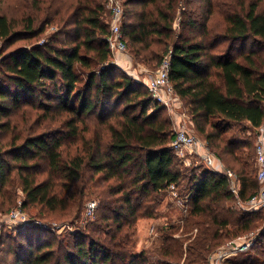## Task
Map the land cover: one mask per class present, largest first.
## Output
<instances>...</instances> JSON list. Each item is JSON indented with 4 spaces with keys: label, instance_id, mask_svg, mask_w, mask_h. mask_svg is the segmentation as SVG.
<instances>
[{
    "label": "trees",
    "instance_id": "16d2710c",
    "mask_svg": "<svg viewBox=\"0 0 264 264\" xmlns=\"http://www.w3.org/2000/svg\"><path fill=\"white\" fill-rule=\"evenodd\" d=\"M105 1L68 0L72 9L70 17L75 24V37L69 46L58 47L53 39L44 40L13 50L2 60L10 72L11 83H0V128L9 130L10 125L3 122V118L9 117L21 103L31 100L53 119L65 113L70 115V119L62 122L68 126L66 133L70 137L81 135L80 126L86 123L87 117L97 114L98 119L91 136L82 137L86 145L84 152L69 158L62 155L64 133L45 130L34 134L31 132L33 124L24 126L10 143H6L10 148L3 153L0 151V195L11 201L15 196L13 192L19 189L25 194L21 201L23 209L30 204L51 210L72 209L77 202V183L83 182L89 167L91 181L114 180L98 193L101 207L109 212L103 216V221L110 217L115 219L117 213L122 217L125 211L123 225L119 228L127 226V229L118 238L117 233L110 236L107 233L109 237H104L106 232L89 222L87 227L93 225L91 232L87 235L71 232L72 238L59 242L58 250H62L65 242L66 250L58 254L50 248L41 252L43 247L51 246L50 242H38L35 254L32 244L37 239L26 232L28 243L20 245L11 261L0 257V264H143L145 253L136 256L129 246V229L138 217L155 215L172 184L180 196L191 203L192 215L199 216L196 225L200 231L195 244L188 249L194 257L193 263L207 260V252L218 244L215 240L223 236V227L233 224L237 226L236 230L250 229L257 224V219L263 218L257 211L243 213L226 206L227 201L235 200L237 196L231 191L227 176L221 172L208 168L193 173L183 186L186 175L177 166V156L170 146L174 137L170 119L162 116L163 108L154 101L148 88L144 89L142 83L119 72L118 64L111 60L107 19L110 11ZM177 1L126 2L128 6L137 2L143 6L140 11L132 7L129 21L121 25V30L124 38L129 37L133 44H141L135 51V60L155 42H163L167 52L172 50L170 80L175 93L192 106L197 129L209 144L229 153L241 165L237 170L225 166L241 179L238 197L248 200L259 188L257 178L253 177L255 170L248 168L244 158L234 151L236 145L231 140L226 141L224 134L230 128L228 122L247 121L257 131L264 120V10L259 9V0L250 1L246 9L225 17L222 34H212L204 25L199 39L180 37L168 48L169 42L161 37H171ZM151 5L153 7H149ZM50 20L45 17L44 23L37 26L38 17L29 15L23 30L14 31L12 21L0 15V36L8 42L18 34L34 38L44 31L43 24ZM250 39L256 46L243 47ZM221 42H229L228 49L214 52ZM238 45L243 49L236 52ZM163 56H156L159 63ZM142 58L137 62L144 64L147 58ZM82 76L86 79L81 85ZM198 117L205 119L204 125H200ZM100 125L104 126L105 132L100 131ZM24 131L28 134L24 135ZM18 138L24 139L19 145L16 144ZM213 153L218 159L222 158ZM7 156L18 164L19 181L11 175L12 166ZM37 156H41L48 166V177L42 181H38V175L43 171L38 165L30 164V159ZM72 181L71 193L64 195L62 189L67 190L69 185L63 183ZM183 189L187 190L184 195ZM252 189L254 191L247 195ZM117 204L121 207L120 213ZM173 246L176 253L177 248Z\"/></svg>",
    "mask_w": 264,
    "mask_h": 264
},
{
    "label": "rangeland",
    "instance_id": "374dc122",
    "mask_svg": "<svg viewBox=\"0 0 264 264\" xmlns=\"http://www.w3.org/2000/svg\"><path fill=\"white\" fill-rule=\"evenodd\" d=\"M128 1L130 0H120L124 12L122 25L124 22L129 21V11L132 7H134L136 11H140L143 6L141 2H137V4L133 6H128L126 4ZM209 1L212 2V5L209 4ZM250 1L253 0H178L175 5V11L173 12L171 37H161V40L168 41V48H170L172 42L180 37H196V39H199V36L203 33L204 25L211 30L212 34H222L226 25L225 17L228 14L239 11L240 9H246ZM105 2L106 8L108 9V0ZM158 4L163 6L161 2H158ZM188 4L190 5L188 6ZM242 5L243 8H241ZM149 7L153 6L151 5ZM259 9L264 10V0H259ZM71 11L72 9L69 8L68 0H0V15H5L12 21L14 31L23 30L25 19L29 15H35L38 17L39 22H36L37 26L41 25L42 22L44 23L45 17L51 18L48 24H43L44 31L37 37L25 38L23 35L18 34L12 42H8L0 36V83L4 85L11 83L10 79H8L10 72L5 69L2 63V60L11 51L34 44H40L44 40L49 41L51 39H53L54 44L58 47L69 46L75 37V24H73L70 17ZM109 17L110 16H108L107 19H109ZM132 19L136 18L132 17ZM125 41L127 44L126 50L118 54L112 53L111 60L118 64L120 68L119 72H124L138 80L142 83L143 88L146 89V79L156 72L160 64L159 61H157L156 56H162L167 53L164 44L163 42L161 44L155 42L151 44L146 51H142L141 55L147 58L146 62L143 64L137 62L138 59H143L142 56L137 60H135L134 57L135 51L138 47H141V44H133L129 37H125ZM228 46L229 42H221L214 52L219 53L225 51L228 49ZM255 46L256 44L254 40L250 39L243 47ZM243 47L238 45L236 47V52L241 48L243 49ZM125 59L126 63L124 64ZM119 63L122 65H119ZM82 71L86 73L85 69H82ZM119 72H116V74ZM85 79V76H82L81 85L84 83ZM169 100L170 105L162 103L158 104L163 108L162 116L170 119L172 123V132H174V129L177 128L178 124H184L186 128L190 129L201 142L205 143L210 148L211 151L221 155L222 158L219 159V161L223 165L232 167L235 170L240 168L241 165L234 160L229 153L223 151L221 148L211 146L202 133L199 132L195 118H193V114L191 113L192 106L189 105L186 99L180 98L175 93ZM70 117V115L65 113L53 119L43 107L38 106L37 102L32 100L26 103L23 102L20 107L12 110L9 117L3 118L2 120L10 125V129L7 130L0 128V146H3V149L0 151L3 153L5 149L8 150L10 145L6 143H10L12 137L18 135V131H21L24 126L33 124L34 126L31 132L34 134L41 133L45 130L64 133L62 145V155L64 158L73 157L78 153H83L86 145L82 137L83 135H85V137L91 136L98 116L96 114L92 117H87L86 123H83L80 126L81 135L76 137L68 136V133H66L68 131V126L62 124L63 121L70 119ZM198 121L200 122V125L205 124V119L203 117H198ZM228 125L230 128L224 134V138L226 141L231 140L233 144L236 145L234 151L244 158L245 164L248 168L255 170L253 174L255 179L257 171L254 151L256 129H253L247 121L228 122ZM85 127H89L90 130L86 131ZM13 128L16 129L15 132H13ZM103 128L104 126L100 125V131L102 130V132H105L106 130L104 131L105 128ZM207 129H210L209 125L207 126ZM26 134H28V131H24V135ZM23 140V138H18L16 144H21ZM176 156V162L178 163L177 166H179L183 175H186V178L183 180L184 187L188 183V178L191 174L209 168L204 164L203 160L196 152L187 150L184 154ZM6 159L12 166V177L19 181L18 176L21 172L17 169L18 164L10 156H7ZM31 163L38 165L40 171H43L38 175V181H42L48 177V166L41 156L31 158L30 164ZM209 169L217 171L212 168ZM91 175L92 173L88 167L83 182L77 183L79 186V189L75 191L77 202L76 206L72 207V209L57 208L51 210L42 205L36 204H30L25 208L24 210L27 212L30 219L29 223L25 226H6L2 237L0 236V257L4 256L7 257L9 261L13 260L15 251L20 248V245H26L28 243L26 240L28 236L27 233H31L32 237L37 239L32 244L33 252L35 254L38 252L36 249V244H38V242L40 244H45L47 242L51 243V246L43 247L41 252L50 248L58 254L64 249L66 250V242L62 250H58L59 242L61 240L66 241L72 238L70 236L71 232H80L81 234L86 235L91 232L93 225L87 227L89 222L94 223L95 227L100 226V229L106 232L103 234L104 237H109L113 233H117V238L122 236L125 233L124 229H127V226L120 229L119 225H123L125 211L122 212V217L117 213L115 219L110 217L103 221V216L107 215L109 212L101 207V198L98 195L103 186L112 183L114 180L107 179L96 183L95 181L90 180ZM99 175L100 174L96 175V177ZM71 184H73V181L67 184L63 183V185H69V188H66L67 190L62 189L64 195L71 193ZM18 190L13 192L15 196L11 201L0 195V211L7 212L12 207L18 205L19 201H22L25 198V194ZM186 191V189L182 190L183 195ZM253 191L254 189L249 190L247 195L251 194ZM236 196L235 200L227 201L226 206L228 208L243 213L257 211L263 215V218H256L257 224L255 226L253 225L250 229L236 230L237 226L233 224L223 227L221 230L223 236L215 240L216 242L218 241V244L213 247L215 248L218 245H222V243L224 244L239 237H242L239 241H246L249 239L253 242L251 246L233 257L229 264H264V211L261 209H251L246 203L247 199L242 200L238 195ZM91 203L95 204L93 208H90ZM117 207V212L120 213V205L117 204ZM155 211L156 213L152 217H138L136 221L133 222V227L129 229V233L131 234L130 237L128 236L129 246H131L133 252L137 254L136 256L145 253L144 258H146V262L144 261L143 264H209V258L215 251L214 248L207 252V260L205 262L193 263L194 257L188 252L189 246L195 244L196 237L200 231L198 230L199 226L196 225V220L199 219V216L192 215L191 203L188 204L186 199H183L180 203L174 200L168 192ZM99 221L101 222V225L98 224ZM20 231H23V233L21 232L20 234ZM107 233L109 236L106 235ZM234 233H236V235L239 234V236L237 235L238 237H235ZM173 245L177 248L176 253V249Z\"/></svg>",
    "mask_w": 264,
    "mask_h": 264
},
{
    "label": "built area",
    "instance_id": "2783aa9c",
    "mask_svg": "<svg viewBox=\"0 0 264 264\" xmlns=\"http://www.w3.org/2000/svg\"><path fill=\"white\" fill-rule=\"evenodd\" d=\"M107 7L110 11L109 25L110 35L108 37L109 47L113 54L122 53L126 50V41L121 30L123 7L120 0H108ZM172 50H169L161 59L156 72L149 76L146 81L150 95L157 103L170 105V97L175 94V90L170 80ZM136 80V79H135ZM138 81V80H137ZM174 137L170 142V146L176 155L184 154L185 151L196 152L203 160L204 164L223 173L227 176L230 189L235 195H239L241 181L239 175L232 169L223 165L213 151L184 124H178L174 129ZM255 161L257 165L256 178L259 182L258 190L252 194L246 201L248 207L254 210L264 211V120L256 131L255 142ZM171 197L182 202L176 186L172 184L169 187ZM94 203L90 204V208L94 207ZM30 221L27 212L22 207V202L12 207L7 212L0 211V236L6 226L14 225L25 226ZM242 237L226 242L224 245L216 249L209 258V264H229L233 257L245 251L253 243L251 240L239 241Z\"/></svg>",
    "mask_w": 264,
    "mask_h": 264
},
{
    "label": "crops",
    "instance_id": "0c3cea01",
    "mask_svg": "<svg viewBox=\"0 0 264 264\" xmlns=\"http://www.w3.org/2000/svg\"><path fill=\"white\" fill-rule=\"evenodd\" d=\"M126 59H127V58H126ZM126 59L124 60V64L126 63ZM120 64H121V63H119V65H120ZM124 64H123V65H124ZM121 65H122V64H121Z\"/></svg>",
    "mask_w": 264,
    "mask_h": 264
}]
</instances>
